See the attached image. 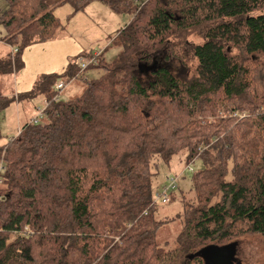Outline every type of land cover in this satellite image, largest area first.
<instances>
[{
	"label": "trees",
	"instance_id": "1",
	"mask_svg": "<svg viewBox=\"0 0 264 264\" xmlns=\"http://www.w3.org/2000/svg\"><path fill=\"white\" fill-rule=\"evenodd\" d=\"M5 1L0 76L57 37V6L93 0ZM96 1L132 16L105 49L118 51L113 61L84 52L30 92H0V113L15 100L45 104L0 146V264H212L241 236L264 237V0ZM94 57L88 68L104 74L81 79L79 60ZM59 80L82 81L80 91L60 99ZM174 156L203 168L182 211L159 218L156 162ZM176 221V238L160 244Z\"/></svg>",
	"mask_w": 264,
	"mask_h": 264
},
{
	"label": "rangeland",
	"instance_id": "2",
	"mask_svg": "<svg viewBox=\"0 0 264 264\" xmlns=\"http://www.w3.org/2000/svg\"><path fill=\"white\" fill-rule=\"evenodd\" d=\"M8 5L5 0H0V12L6 11ZM55 15L61 21L63 29L57 34L56 46L33 44L26 48L23 54V61L26 65L17 73L10 76H0V92L4 96L13 97L23 95L33 89L35 82L42 74H61L71 61L84 52H104L112 38L130 22L132 16L113 12L107 5L93 0L84 10L75 12L70 4L57 6ZM5 29L0 25V40L5 37ZM196 39L191 38L190 41ZM51 43V42H50ZM42 44V43H40ZM9 48L3 43L0 44L2 55L7 54ZM15 52V50H14ZM105 59L113 61L118 51L114 48L105 51ZM91 60V59H89ZM82 61H88L81 58ZM24 62V64H25ZM175 62L173 66H179ZM91 66V65H90ZM89 67V66H88ZM189 74L195 69V64H189ZM104 74L102 69L88 68L84 71L81 79L95 80ZM184 74V73H183ZM61 82V80H59ZM82 84V81L80 85ZM78 83H68L62 92L60 99L68 100L72 95L80 91ZM44 107L42 98H35L31 101H13L8 108L0 113V146L6 144L12 137L19 134V130L32 121L38 115V109ZM155 170L156 176L153 181V194H161L165 186H169L172 179H176V188L173 196L175 200L168 204H162L161 199L156 203L159 218L173 217L182 211L180 198L182 194L192 189L193 175L203 168L200 160L191 164L193 172L186 171L187 163L184 156H174L169 165L161 160ZM172 192H168L170 195ZM182 224L176 221L164 226L158 235L160 244L173 242L180 232ZM239 244H231L218 254L220 257L213 259L212 264H233L238 253V258L243 264L264 263V237L259 235H243L237 239Z\"/></svg>",
	"mask_w": 264,
	"mask_h": 264
},
{
	"label": "built area",
	"instance_id": "3",
	"mask_svg": "<svg viewBox=\"0 0 264 264\" xmlns=\"http://www.w3.org/2000/svg\"><path fill=\"white\" fill-rule=\"evenodd\" d=\"M16 51L17 50H15V52ZM99 54H100L99 52H95V56H98ZM93 63H98L96 57L92 58L91 60L88 59L87 62L86 61H82V64H81L82 70H85L86 68H88V66L92 65ZM66 86L67 85L65 84V82L61 81V82H59L56 85V89L63 90V89L66 88ZM56 100H58V98H56ZM43 111H44V109H39V113L37 115V118L35 120H33V122L38 123V118H41L42 117ZM4 170H5V168L3 167V165H0V174L2 172H4ZM188 170L189 171H192V168L189 167ZM170 182H171L170 185L172 186V188H174L175 185H176L175 184L176 183V180L175 179H172V180H170ZM0 183H1V177H0ZM160 199H161V202L164 203V204L169 202V198H168V196L166 194V191L165 192H162L161 194H157L156 195V201H159Z\"/></svg>",
	"mask_w": 264,
	"mask_h": 264
},
{
	"label": "crops",
	"instance_id": "4",
	"mask_svg": "<svg viewBox=\"0 0 264 264\" xmlns=\"http://www.w3.org/2000/svg\"><path fill=\"white\" fill-rule=\"evenodd\" d=\"M60 0H49V2H50V4H55V3H57V2H59ZM55 10H56V8H55ZM54 13H55V11H54ZM51 42V43H50ZM36 44H38V45H42V46H46V45H49V44H52L51 46H56V44H57V39H53V40H51V41H48V42H45V43H42V44H40V43H36ZM36 44H35V46H36ZM25 53V51L23 52V54ZM26 54V53H25ZM26 59H27V57H25V61H26ZM24 61V62H25ZM27 63L25 62V64H24V66L26 65ZM15 96H17V95H15ZM45 105V104H44ZM40 109V108H39ZM41 109H44V107L43 108H41ZM31 122V121H30ZM21 130V129H20ZM20 130H19V133H20Z\"/></svg>",
	"mask_w": 264,
	"mask_h": 264
},
{
	"label": "water",
	"instance_id": "5",
	"mask_svg": "<svg viewBox=\"0 0 264 264\" xmlns=\"http://www.w3.org/2000/svg\"><path fill=\"white\" fill-rule=\"evenodd\" d=\"M142 68V67H141ZM211 248L210 247H207L203 252L202 254H206Z\"/></svg>",
	"mask_w": 264,
	"mask_h": 264
}]
</instances>
